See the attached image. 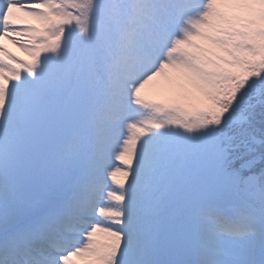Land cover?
I'll use <instances>...</instances> for the list:
<instances>
[{"label":"snow or ice","instance_id":"snow-or-ice-1","mask_svg":"<svg viewBox=\"0 0 264 264\" xmlns=\"http://www.w3.org/2000/svg\"><path fill=\"white\" fill-rule=\"evenodd\" d=\"M0 264H264V0H0Z\"/></svg>","mask_w":264,"mask_h":264},{"label":"rangeland","instance_id":"rangeland-1","mask_svg":"<svg viewBox=\"0 0 264 264\" xmlns=\"http://www.w3.org/2000/svg\"><path fill=\"white\" fill-rule=\"evenodd\" d=\"M4 43L7 45L8 48H10L18 56H22V57H24V59H28L29 58L26 53H23L20 50L19 46L12 44L11 41L5 40ZM120 178L121 177L118 176V179H120Z\"/></svg>","mask_w":264,"mask_h":264}]
</instances>
